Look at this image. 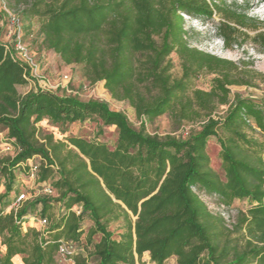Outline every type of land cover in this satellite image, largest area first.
<instances>
[{
    "label": "trees",
    "instance_id": "1",
    "mask_svg": "<svg viewBox=\"0 0 264 264\" xmlns=\"http://www.w3.org/2000/svg\"><path fill=\"white\" fill-rule=\"evenodd\" d=\"M19 21L34 18L46 48L66 63L84 64L91 81H104L111 94L135 108V128L127 114L103 100L37 87L18 86L32 79L31 67L4 41L0 27V126L18 151L0 159V264H63L62 242L82 243L83 223L93 222L86 242L96 264H264V100L235 95L231 84H247L233 75L234 62L189 47L184 15H220L217 34L226 46L251 40L264 48V31L250 36L242 28L260 22L224 0H15ZM9 4V3H8ZM177 52L182 75L173 76L170 56ZM203 71L215 73L210 91L194 81ZM217 103L225 114L213 117ZM178 122L203 120L186 137L150 134L146 121L163 114ZM47 119L64 126L97 120L118 132L114 148L99 140L71 136L57 140L40 135ZM217 138L224 177L212 166L208 142ZM39 156V189L51 180L54 194L40 192L17 211H6L14 190L16 168ZM28 166V165H27ZM28 168H30L28 166ZM36 190L33 192V194ZM202 195L216 196L223 206L213 212ZM236 200L248 202L228 223L224 213ZM61 205L55 219L54 204ZM4 204V205H3ZM81 206L78 213L75 206ZM51 218L41 230L24 227L30 214ZM123 222L115 237L110 225ZM100 234L98 241L93 237ZM74 264H89L81 253Z\"/></svg>",
    "mask_w": 264,
    "mask_h": 264
},
{
    "label": "rangeland",
    "instance_id": "2",
    "mask_svg": "<svg viewBox=\"0 0 264 264\" xmlns=\"http://www.w3.org/2000/svg\"><path fill=\"white\" fill-rule=\"evenodd\" d=\"M226 5H237L240 11H245L250 17L260 22L254 28H242L250 36L257 32L264 31V0H224ZM9 3V4H8ZM18 6L15 0H0V27L5 42L12 47L18 41H22L27 47L33 62H32V79L27 85H20L18 89L22 93H26L31 89L41 87L52 91H57L60 94L77 95L80 98L97 99L107 102L112 110L123 111L127 114L130 122L135 128H140L141 121L136 115L135 108L125 100L115 98L111 92L105 87L104 81H91L88 78L87 69L84 64L66 63L59 54L55 51L46 48L43 44V35L40 32V22L38 18H34L29 26L23 21L19 24L12 23L10 19V10L13 13H18ZM220 15H215L213 18H200L189 15H184V27L187 31L185 39L189 47L198 49L202 52L215 55L217 57L230 60L234 62L237 68H231L233 75L247 76L249 83L247 84H231L229 99L232 101L235 95L243 97H250L253 99L264 100V48L254 44L251 40L246 42H237L233 46L225 45L223 39L217 34L216 24L220 20ZM174 64L173 76L178 78L182 75V61L177 52H173L170 56ZM215 73L203 71L199 77L194 81V86L197 89L210 91L214 85ZM228 108L227 104L217 103L213 117H222ZM203 120H185L183 122L175 121L170 114L166 113L156 117L153 120L146 121V130L150 134H155L161 137L166 135H173L177 137H186L193 130H199ZM38 127L41 132L40 135L53 133L57 140H65L71 136L82 137L87 140L102 141L110 148H114L117 143L118 132L115 126L104 127V132L99 135L100 124L97 120H86L84 122H74L64 126L54 125L47 119L39 122ZM7 137V130L0 126V159L8 155L14 156L15 152H5L2 149V142ZM220 145L217 138L213 137L208 142V153L211 157V166L224 177V171L221 167V160L219 157ZM35 160L42 163L43 159L36 156ZM48 183H51L49 180ZM39 189L38 181L31 176L29 168L26 164H22L16 168V182L14 190L9 197L5 199L6 211H11L10 205L19 196V194L26 192L31 196L35 190ZM0 191H4V187H0ZM203 199L208 204L210 210L213 212H221L222 205L216 196L202 195ZM3 204V205H4ZM247 201L236 200L231 209L224 213L228 223L235 220L237 209H246ZM59 203L54 204L53 213L55 219L58 218L61 211ZM77 210H79L77 208ZM35 217V219H32ZM44 218L40 211L30 214L24 227H37L45 230L49 225H41L40 219ZM93 222L86 219L83 223L84 234L82 236V243L79 245L72 242L77 253H81L88 257L89 264H96L91 257L90 252L93 250V245L86 242V235ZM48 229V228H47ZM110 229L114 231L115 237L123 231V222H114L110 225ZM100 234L93 237L94 241H98ZM71 243V242H70ZM59 261L63 264H74V261L66 256L57 253ZM145 264H155L150 259V254L146 252L143 256ZM15 264H23L20 257L13 258ZM166 264H176V257H171Z\"/></svg>",
    "mask_w": 264,
    "mask_h": 264
},
{
    "label": "built area",
    "instance_id": "3",
    "mask_svg": "<svg viewBox=\"0 0 264 264\" xmlns=\"http://www.w3.org/2000/svg\"><path fill=\"white\" fill-rule=\"evenodd\" d=\"M9 12L10 15V19L12 21V23H17L19 24V19L17 17V15L15 13H13L12 11L6 9ZM15 49L16 54L25 62L27 63L30 67L32 65L33 59L30 55V53L28 52L27 47L24 45V43L20 40L15 44V47H13ZM32 68V67H31ZM2 149L5 152H15V154L17 153L18 149L16 147V145L14 144L13 139H10L9 137L4 138L3 142H2ZM26 165H28L29 168V172L31 174L32 177H34V179L37 180V174H38V170H39V163L34 161V158L29 159L26 163H24ZM40 192L49 194V195H53L54 194V189L52 187V185L50 183H44L42 184V188L41 189H37L36 192L34 194H32L31 196H28L26 192H23L21 194H19V196L15 199V201L12 202V204L10 205L11 210L17 211L20 206L22 205V203L24 201H26L27 199H30L33 196L38 195ZM77 208L79 210H77ZM74 210H76L78 213L81 210V206H75ZM4 212V209L2 208V206L0 205V213ZM32 219H35V217H32ZM40 223L41 225H46L48 223V219L47 218H42L40 219ZM74 246L72 243L69 242H62L59 245L58 248V254L63 255V256H68V255H72L74 254Z\"/></svg>",
    "mask_w": 264,
    "mask_h": 264
},
{
    "label": "crops",
    "instance_id": "4",
    "mask_svg": "<svg viewBox=\"0 0 264 264\" xmlns=\"http://www.w3.org/2000/svg\"><path fill=\"white\" fill-rule=\"evenodd\" d=\"M4 187V186H3ZM0 192H2V191H0ZM18 257H20V261L22 262V257L21 256H18ZM24 264V263H23Z\"/></svg>",
    "mask_w": 264,
    "mask_h": 264
}]
</instances>
